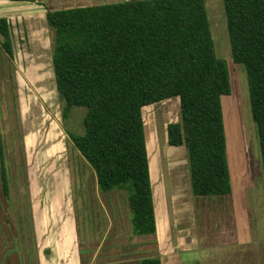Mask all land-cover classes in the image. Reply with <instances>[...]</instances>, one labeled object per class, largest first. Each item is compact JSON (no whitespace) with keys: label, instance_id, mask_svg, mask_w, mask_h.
Segmentation results:
<instances>
[{"label":"trees","instance_id":"trees-1","mask_svg":"<svg viewBox=\"0 0 264 264\" xmlns=\"http://www.w3.org/2000/svg\"><path fill=\"white\" fill-rule=\"evenodd\" d=\"M20 2L23 0H12ZM232 62L243 66L264 183V0H222ZM52 72L67 120L83 109V133L67 139L93 171L100 194L125 192L132 237L156 233L143 108L177 98L180 123L166 129L185 147L193 197L231 194L221 98L227 64L217 57L205 0H143L47 11ZM0 48L13 57L10 23ZM0 187L8 178L0 152ZM139 264H161L158 257Z\"/></svg>","mask_w":264,"mask_h":264},{"label":"rangeland","instance_id":"rangeland-1","mask_svg":"<svg viewBox=\"0 0 264 264\" xmlns=\"http://www.w3.org/2000/svg\"><path fill=\"white\" fill-rule=\"evenodd\" d=\"M117 1L95 0L86 6ZM205 7L216 55L226 62L229 72L230 95L221 98L227 165L234 189H246L249 210L243 219L244 229L236 230L227 200H198L195 210L201 250L178 251L181 262L165 259L163 264H264V183L246 73L231 59L222 0H205ZM18 11L21 9L13 10V14ZM14 19L9 21L13 57L0 48V152L8 178L7 199L0 187V247L12 246L27 255L29 264H36L35 232L39 231L44 250H49L46 258L50 259L59 229L53 231V226L72 215L79 257L74 263L138 264L141 259L158 257L154 256L158 249L153 241L126 239L130 233L126 193L100 194L93 171L67 139L66 131L83 133L85 111L75 108L67 120H62L63 105L52 72V30L38 21L33 31L26 21ZM142 110L147 156L152 165V160L158 161L166 176L165 198L156 204L159 228L161 225V233L167 232L169 245L183 244L180 237L186 236L191 210L184 186L185 148L168 147L164 131L168 124L179 121L178 104L172 98ZM165 115L172 117L164 119ZM158 171L157 165L153 173ZM176 191L178 199L169 194ZM241 202L240 196V209ZM236 233L239 238L251 235V240L244 237L238 242Z\"/></svg>","mask_w":264,"mask_h":264},{"label":"crops","instance_id":"crops-1","mask_svg":"<svg viewBox=\"0 0 264 264\" xmlns=\"http://www.w3.org/2000/svg\"><path fill=\"white\" fill-rule=\"evenodd\" d=\"M136 1H143V0H120L114 3H105L103 2L102 4H97L96 6H102V5H113V4H121V3H127V2H136ZM145 1V0H144ZM95 3V0H23L20 2H15L12 0H0V19H6L7 21H10L11 19L14 20H19V21H26L27 23L30 24L32 30H35L34 27V22H40V25L42 23H45L46 27V12L47 11H62V10H70V9H77V8H85V7H93V6H86V5H92ZM81 4L82 7H78L77 5ZM17 6V9H15V7ZM18 5L20 7H18ZM72 6V7H70ZM23 7V8H22ZM21 9V11L18 12H14L13 14V10H19ZM24 12V13H21ZM13 15V16H12ZM170 100V99H169ZM174 101L177 102L178 104V116H179V121L175 122V123H180V106H179V100L174 99ZM168 101V100H166ZM164 102V101H163ZM159 104V103H158ZM157 105V104H155ZM153 105V106H155ZM146 109H150V108H146ZM143 111V110H142ZM167 117H172L171 115H165L164 119ZM142 119H143V115H142ZM143 123H144V136H145V144L148 147V141L146 139V132H145V122L143 119ZM173 124V123H170ZM169 125V124H168ZM167 125V126H168ZM167 126L165 127L164 131H166ZM225 129V128H224ZM163 131V133H164ZM166 139H167V134H166ZM150 143V142H149ZM166 145L168 146V144L166 143ZM146 147V150L148 149ZM170 147V146H168ZM184 147V146H183ZM183 147H170L173 149H177V148H183ZM185 148V147H184ZM186 151V150H185ZM185 153V165H186V175L185 178L187 177V180L185 179V185L186 189H187V194H186V201L189 203V206L191 208V210H188V213L190 215L189 219L187 220L185 226H186V236L183 235V244H181L180 242H177L173 245H169L168 240L166 238V233L165 237L164 234L161 233V225L159 228V223L157 220V211H156V204L158 203V199H162L164 200L165 198V191H166V184H165V175H163V172L161 171V169L159 168L160 165L158 163V161H153L152 163L154 165L151 164L150 159L148 158V165H149V176H150V183H151V194H152V200H153V206H154V216H155V225H156V233L154 236H150L151 238H148L147 236L145 237H141V238H136V237H132L131 232H130V227H129V234L127 236L126 239L129 240V238L131 237V240H138V241H153V244L155 246H157V255L154 256H158V258L161 261V264H163V261L169 260V261H176L177 259L181 262V259L178 255V251H182V252H189V251H200L201 247H202V240L199 239V232H198V228H197V222H196V210H195V204L198 200H206V199H225L229 202V212L232 214V220L234 223V226L236 227V230L239 229V227H241L242 229H244V225H243V219L246 220L245 215L246 211L249 210L248 208V201H247V196H246V189L243 186L242 189L240 187H238L239 189L236 191L234 189V185H233V181H232V176L229 170V175H230V184H231V194L229 196H223V197H205V198H197L196 199L191 196V191L189 192V188L188 185L190 186V181H189V174H188V164H187V160H186V152ZM226 151H227V147H226ZM172 153V151H171ZM158 165V174L157 173H153V168H156V166ZM229 169V166H228ZM175 177L174 174L171 175V177ZM170 178V177H169ZM180 179V178H179ZM183 186V194H185V187ZM175 193H178V191L176 192H171L169 194H171V196H175L178 199V195H176ZM248 195V194H247ZM242 197V202L240 204H242V210L240 208H238V204L237 201L239 199V197ZM174 198V197H173ZM249 213V212H248ZM130 214V212H129ZM70 218V219H69ZM73 217L72 215H70L66 221H63L62 223L59 224H55L56 226H53L54 229L59 228L56 233H55V240H56V244H53L52 241V245L54 246V250L53 251V256L50 259H47L46 256L49 253V250H44V237L43 234L41 232H35V238H36V242H37V246H36V252H37V256H36V264H77L74 263V259L77 260V258H79L76 254V244L77 241L75 239H77L76 236V224L75 222L72 220ZM243 225V226H241ZM163 228H164V224H163ZM239 232V231H238ZM53 233V232H52ZM184 234V233H183ZM237 234V233H236ZM130 235V236H129ZM240 234H237L236 237H238ZM246 238L247 240H251V235H247V236H241L240 238L238 237V242L241 241L242 238V242H243V238ZM166 238V239H165ZM89 241V240H88ZM202 241V242H201ZM5 242V240H4ZM2 242V245L3 243ZM6 244V242H5ZM74 248H75V253H74ZM57 252V254H56ZM130 255V254H129ZM96 255H94L95 257ZM73 261V263H72ZM0 264H29L28 263V259H27V255L17 251L13 250L12 246H8L5 247L2 246L0 247ZM139 264V262H138ZM198 264V263H196Z\"/></svg>","mask_w":264,"mask_h":264}]
</instances>
